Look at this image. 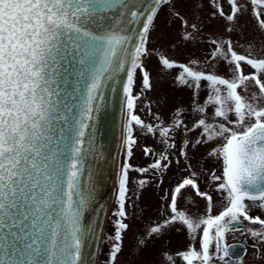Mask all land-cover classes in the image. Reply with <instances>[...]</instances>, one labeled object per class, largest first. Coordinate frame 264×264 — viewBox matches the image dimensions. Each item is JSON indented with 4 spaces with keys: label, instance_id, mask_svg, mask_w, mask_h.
<instances>
[{
    "label": "snow or ice",
    "instance_id": "snow-or-ice-1",
    "mask_svg": "<svg viewBox=\"0 0 264 264\" xmlns=\"http://www.w3.org/2000/svg\"><path fill=\"white\" fill-rule=\"evenodd\" d=\"M208 4L209 22L219 17L228 35L205 38L210 51L203 66L199 59L184 64L159 56L164 70H181L174 84L192 93L191 111L199 118L189 127L181 107L167 124L151 101L144 107L155 123L138 112L153 90L145 61L154 54L149 45L157 21L163 16L167 26L178 25L181 41L195 44L205 23L203 0H0V264H95L89 241L100 239L102 225L94 227L89 213L105 208L93 182L96 124L108 94L118 91L125 159L104 236L111 241L105 264H120L131 230L128 208L152 182L137 180L140 195H134L130 172L151 173L159 187L173 164L188 175L162 198L168 201L163 221L145 225L133 247L142 250L179 225L189 238L187 249L176 253L183 264H246L249 246L252 264H264V0ZM244 15L258 36H245ZM221 65L227 75L219 74ZM202 91L207 95L200 102ZM197 130L196 138L188 135ZM137 131L162 146L141 149L153 158L145 167L130 163L140 147ZM204 145H213L206 158L215 166L197 172L190 152ZM201 183L219 195V211ZM189 188L206 202L202 215L178 206ZM230 235L243 239L229 243ZM240 246L244 252L235 256ZM165 258L175 264L173 255Z\"/></svg>",
    "mask_w": 264,
    "mask_h": 264
},
{
    "label": "rangeland",
    "instance_id": "rangeland-1",
    "mask_svg": "<svg viewBox=\"0 0 264 264\" xmlns=\"http://www.w3.org/2000/svg\"><path fill=\"white\" fill-rule=\"evenodd\" d=\"M204 9L201 13V19L205 21L202 28V36L198 38L195 44L185 45L181 41L180 34L177 32L178 25H173L171 27L165 24V18L162 16L157 21V29L152 33V43L149 45L151 49L154 50V54L151 55L146 61L145 65L151 75V80L153 83V90L145 94V100L139 103V108L142 109L138 112L141 118L146 122H153V117L148 114V109L144 105L151 101L152 112L158 113L162 121L167 124L173 121L175 113L174 110L177 107H181L183 111V119L185 123L191 127L192 123L199 117L192 113V93L189 89L180 87L174 84V77L179 74L180 69L164 70L159 63V56L175 61L176 63L189 64L191 59H199L201 66H203L204 61L208 58V53L210 51V45L206 43L205 38L211 39L215 38L217 35L227 36L225 32V22L219 17L216 19H211L209 22V14L213 9L209 6L208 0H203ZM227 10V5L225 4ZM181 13L185 14L186 9H181ZM241 22L245 24L244 32L245 36L249 39L258 36V32L255 30V22L250 20L249 16L244 15L241 17ZM234 40H239V36H233ZM243 43V41H241ZM242 51V49H238ZM211 70V66L208 69ZM219 74L227 75L226 69L223 65L219 66ZM141 77L139 73L137 74V91L140 89ZM207 95L206 91H202L200 94V102H203ZM209 109V113H211ZM191 138H196L199 135V130L197 132L188 134ZM137 136L139 138L140 147L136 149L135 157L130 161L135 166L145 167L150 164L153 160L151 157H145L142 154L141 149L144 146L153 147L156 151H160L162 146L151 138L144 139L139 136V131H137ZM180 136H177V144L179 147ZM213 145L198 146L197 150L190 155L194 158L192 160L193 170L200 172L201 168L211 169L215 165L210 158H206L207 151ZM175 160L179 158L178 148L175 153L170 157ZM199 161V163H197ZM184 161L181 158V164ZM219 174V170H217ZM186 171L179 170L175 164L166 173L163 178V183L157 187L156 180L152 177L151 173L141 176V174L136 172H130V189L134 195H140L137 184V180L141 178H149L152 182L144 189L143 194L140 195V199L136 201V206H129L128 211L130 213V224L131 230L126 234L124 239V253L119 257L120 264H169L165 258V253L173 255L175 264H183L182 260L176 255L180 251L187 249L189 244V238L186 236L185 230L181 229L179 225L169 230L165 235L150 239L147 246L142 250H137L133 247L136 241L142 237L143 228L145 225L151 226V221H163V213L168 212L167 203L162 199L166 192H169L171 188L179 183L181 179L187 176ZM206 176L202 175L201 180H205ZM114 185V183H113ZM202 190L210 191L214 197V201L217 202V211H219L220 198L217 193L212 191V189L201 183ZM185 198H190L186 200ZM206 202L195 196L192 189L184 190L183 196L179 199V208L184 210L191 215H202L205 210ZM116 206V195H113L111 201H109L107 214L104 220L103 229L101 232L100 248L98 250L99 257L95 264H104L107 250L111 241H105L104 236L109 234L111 231V226L109 225V217L112 211H114ZM213 214H216L215 212ZM253 215L260 214L259 211L254 210ZM264 218V217H262ZM247 224V222H245ZM242 237L237 235L236 239L229 236L230 241L242 240ZM251 244V240L248 241ZM252 249L248 247V255L245 256V261L252 264L251 260Z\"/></svg>",
    "mask_w": 264,
    "mask_h": 264
},
{
    "label": "water",
    "instance_id": "water-1",
    "mask_svg": "<svg viewBox=\"0 0 264 264\" xmlns=\"http://www.w3.org/2000/svg\"><path fill=\"white\" fill-rule=\"evenodd\" d=\"M123 74L120 79H124ZM122 103L120 92L109 93L108 102L104 109L99 114V118L96 124V147L98 151L97 159L95 160L94 167L92 169L93 182L97 185V202L99 206H105L104 211L99 215L97 213H89V217L93 223V226H97L99 222L102 227H97V232L101 238V232L110 200V193L115 195L118 186V173L120 166L122 165L125 156L123 153V129L121 134L122 147L119 151L116 176L114 180V185H112L113 179V168H114V158L116 147L119 139V121L122 115ZM125 123V118L123 116V126ZM112 189V191H111ZM99 211V209H98ZM100 239L98 241H89V251L94 252V261L96 258L97 248L99 246ZM236 244L238 242H231ZM244 252L243 246L237 247L234 251L235 256H239ZM249 264V263H246Z\"/></svg>",
    "mask_w": 264,
    "mask_h": 264
},
{
    "label": "bare ground",
    "instance_id": "bare-ground-1",
    "mask_svg": "<svg viewBox=\"0 0 264 264\" xmlns=\"http://www.w3.org/2000/svg\"><path fill=\"white\" fill-rule=\"evenodd\" d=\"M123 116H124V110H123V107H122V115H121V119L119 121V126H118V130H119V139H118V144H117V147H116V152H115V158H114V168H113V179H112V185L114 183V180H115V176H116V170H117V162H118V155H119V151L122 147V142H121V134H122V129H123ZM112 191V189H111ZM110 200L112 199L113 195H112V192L110 193ZM107 214V212H106ZM106 217V216H105ZM101 240V239H100ZM100 248V243H99V246H98V250ZM97 250V253H96V258H95V262L97 261L98 257H99V252Z\"/></svg>",
    "mask_w": 264,
    "mask_h": 264
}]
</instances>
